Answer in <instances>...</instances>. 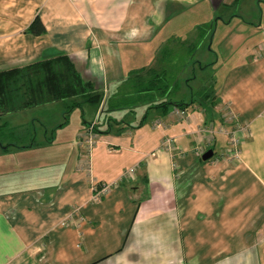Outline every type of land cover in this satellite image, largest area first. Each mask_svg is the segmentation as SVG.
Instances as JSON below:
<instances>
[{
  "label": "crops",
  "instance_id": "1",
  "mask_svg": "<svg viewBox=\"0 0 264 264\" xmlns=\"http://www.w3.org/2000/svg\"><path fill=\"white\" fill-rule=\"evenodd\" d=\"M235 1L0 0V71L68 55L103 94L91 176L112 182L136 168L92 202L79 149L87 118L67 139L55 133L75 108L63 122L58 114L51 123L48 114L61 101L1 115L9 131L31 123L34 132L17 129L0 141V156L10 155L0 168V264H264V8L259 40L236 47L233 64L213 86V106L194 102L181 108L184 116L170 104L164 111L141 102L151 106L141 112L106 106L121 97L133 70L165 68L169 82L182 87V63L195 46L189 37H201L217 7ZM36 16L45 27L39 35L28 31ZM231 17L222 23L240 20ZM243 19L250 35L255 25ZM86 104L82 114L93 118L97 111ZM220 104L237 116L234 129L219 123ZM33 110L40 119L20 124ZM232 134L240 141L237 156ZM167 136L173 153L161 147ZM218 143L223 148L214 157ZM208 149L213 155L203 159Z\"/></svg>",
  "mask_w": 264,
  "mask_h": 264
},
{
  "label": "trees",
  "instance_id": "2",
  "mask_svg": "<svg viewBox=\"0 0 264 264\" xmlns=\"http://www.w3.org/2000/svg\"><path fill=\"white\" fill-rule=\"evenodd\" d=\"M28 31L36 35L45 32V27L38 16L33 19ZM200 65L206 68L209 64ZM189 79L188 77L187 81ZM176 85L169 82L165 68L133 70L119 90L121 97L116 100H107L106 106L107 108L121 106L133 108L141 102H154L156 108H164L165 111L169 104L184 108L194 103L195 99H191L189 103L180 99L172 100L171 91ZM213 90V85L210 88H204L198 103L213 106L215 98ZM102 99V92L92 81L82 77L66 54L0 71V118L1 115L9 112L52 102H65L71 111L74 108H80L84 103L99 105ZM16 131L17 129L9 131L10 136L14 137Z\"/></svg>",
  "mask_w": 264,
  "mask_h": 264
},
{
  "label": "rangeland",
  "instance_id": "3",
  "mask_svg": "<svg viewBox=\"0 0 264 264\" xmlns=\"http://www.w3.org/2000/svg\"><path fill=\"white\" fill-rule=\"evenodd\" d=\"M262 1L256 0L254 3H249L250 1L248 0H238L232 4H221L217 7V11L214 13V17H212L213 19L206 21V23L204 24V34L206 33V35L204 36L203 34L198 38H196V36L192 38L189 37L188 41L191 40L192 42H194L195 46L188 50L187 57L185 60H183L182 66H185L186 68L184 69L185 78L182 79V87H178V85L175 86L174 92L170 96L172 100H174V97H176L180 100H183L185 103H189L191 99H197L198 101H200V93L204 88H210L211 85H213L215 89L218 88V86L221 84L222 77L225 75L229 67L233 64L236 56L238 55L236 47L244 44H251L259 40L261 31L257 28V26L260 18V13L262 12L261 10L264 8V4H261ZM232 14H236L237 16H239L238 18L240 20L235 18V20H232L231 23L223 24L222 21L224 20L230 21V19L232 18ZM243 16L247 18V21H245L246 23H248L250 20L252 24L256 26L251 27L252 32L250 35L245 32V27L247 25L244 24ZM186 21L187 23H189L193 20L187 19ZM215 21L219 22L216 30L214 26ZM185 22L183 21L182 24H184ZM197 22L200 23L201 21L199 20ZM209 32H211V35H209ZM206 36L207 40H205ZM224 62L225 65H223ZM201 63H208L209 65L206 66V68H202L200 67ZM188 77L190 79L185 82L184 79ZM193 77L196 78L194 79ZM179 91L181 94L177 95ZM197 100L194 101V105L198 108H204V106H202V104H199ZM84 107H91L95 112L98 110V105H92L89 103H87ZM146 107L147 106H144V104H140L135 106L134 108L136 112H141L144 109L146 110ZM170 107H173V104H170ZM104 108H106V106ZM127 108L129 109L127 111H130L131 108ZM218 108V110L220 111V115H223L221 116L219 123H224L223 125L231 124L232 127L230 128L232 129H234L235 126L237 127V125H239L237 116L235 118L234 116L230 117V114L232 112L226 104H220ZM61 109H63L64 114L61 112ZM82 112V109L75 108L70 113L69 108L67 107V104H65V102L57 104V106H52L48 113L51 116V123L55 122L58 114H60L58 116L60 120L59 122H63L65 120V116H67L68 118V114L70 113L69 119L65 123L64 127L60 131L55 133V135L57 134L67 139H71V136H73V133L75 132V128H81L84 118H87V122L93 120L94 117H85ZM128 114L132 113L129 112ZM32 116L33 118L40 119L41 113L34 112V110L33 112H29L25 118L22 117L20 119V124H24L26 122V119L28 120L31 118L32 121ZM131 116L127 117L128 122L132 121L134 115L132 114ZM223 117L228 120L226 122H222L221 120L224 119ZM29 125L30 126L26 127L25 129H20L19 127H16L14 129H20L22 131H28V129H30V131L34 132L31 123ZM36 127L39 128V125L36 124ZM8 131L9 130L7 125L0 120V140L10 139V134ZM222 148L223 146H221L219 143L215 146L214 157L218 155L219 151H221ZM8 156L10 155L5 154V156H0V168H3L4 165L2 162L4 160L6 161ZM32 168L33 167H30V170L28 171H35V169L33 168L32 170Z\"/></svg>",
  "mask_w": 264,
  "mask_h": 264
},
{
  "label": "built area",
  "instance_id": "4",
  "mask_svg": "<svg viewBox=\"0 0 264 264\" xmlns=\"http://www.w3.org/2000/svg\"><path fill=\"white\" fill-rule=\"evenodd\" d=\"M101 108H102V101L98 105V110H97L93 120L90 121L89 123H87V126L85 127V129H84V131L81 134L80 139H79V149H80L82 155L84 156L83 160L85 162L86 168L88 171H90V172H88V174H90V187H91L90 200L92 202L100 201L102 199V197L104 195H106L112 189V187L119 184V182L131 179L132 176L135 174V169H136L134 166L129 167L127 170L123 171V173L121 174V176L118 179H116L112 182H97L95 180V178L91 176L90 155H91V150L94 147V145L96 144L97 138H98L97 123L99 121ZM175 114L178 116H184L185 112L181 108H176ZM232 116H234L233 112L230 114V117H232ZM234 118H235V116H234ZM239 144H240L239 137H237L235 134L234 135L232 134L231 138H230V145H231L230 151L235 156L238 155L237 150H238ZM161 147L166 149L167 151L172 152V153L175 152L176 149H175V144H174V138L170 137V136L165 137L161 143ZM73 215H75V213L72 211L64 219V221H62V223L66 224L68 222H71L73 220Z\"/></svg>",
  "mask_w": 264,
  "mask_h": 264
},
{
  "label": "water",
  "instance_id": "5",
  "mask_svg": "<svg viewBox=\"0 0 264 264\" xmlns=\"http://www.w3.org/2000/svg\"><path fill=\"white\" fill-rule=\"evenodd\" d=\"M213 155V150L212 149H208L206 150L203 154H202V158L203 159H208Z\"/></svg>",
  "mask_w": 264,
  "mask_h": 264
}]
</instances>
